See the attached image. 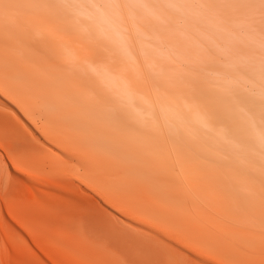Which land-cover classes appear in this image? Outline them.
Segmentation results:
<instances>
[{"label":"rangeland","instance_id":"374dc122","mask_svg":"<svg viewBox=\"0 0 264 264\" xmlns=\"http://www.w3.org/2000/svg\"><path fill=\"white\" fill-rule=\"evenodd\" d=\"M36 2L32 7L30 0H0V61L8 72L13 74L12 63L25 70L19 61L31 57L32 46L39 47L40 34L56 31L52 18L70 19L79 46L81 20L88 24L87 52L93 61L119 69L120 91L110 86L97 91L99 110L86 108L79 95L74 111L50 95L54 89L46 65L63 62L64 52L56 41L50 43L55 56L40 51L42 73L49 82L32 80L25 100L39 125L53 131L45 135L20 111L0 116V134L33 171L29 176L24 169L0 174V211L3 206L11 219L1 204L15 206L65 264H264V172L246 165L244 160L251 162L247 157L238 161L229 154L232 147L256 148L246 135L259 128L257 134L264 136V128L251 124L246 113L264 119V105L248 85L231 88L248 111L236 109L223 84L231 74L244 72L261 80L254 68L264 67V0H163L177 5L178 12L169 18L150 9L154 25L146 27L147 32L135 11L129 10L121 30L113 24L119 8L105 12L100 7L120 0ZM95 24L103 27L101 36ZM129 34L136 36L131 47ZM25 47L27 54L19 55ZM130 50L139 70L132 75ZM202 65L221 75L199 77L194 67ZM130 81L133 101L125 95ZM194 81L197 87L190 89L186 82ZM206 114L211 132H198L185 119H205ZM114 116L118 130L104 122ZM94 119L98 124L86 122ZM61 139L71 150L62 149ZM100 192L163 231L167 238L160 240L162 248L156 238L148 243L131 235V220L105 204ZM4 223L0 220V264H37L26 246L27 241L37 248L29 233L21 225L13 229ZM134 224L138 229L142 225Z\"/></svg>","mask_w":264,"mask_h":264},{"label":"bare ground","instance_id":"6f19581e","mask_svg":"<svg viewBox=\"0 0 264 264\" xmlns=\"http://www.w3.org/2000/svg\"><path fill=\"white\" fill-rule=\"evenodd\" d=\"M36 1L37 0H30V4L32 5V7L36 6V4H37ZM52 9L54 10V7H52ZM70 11H71V13H75L73 11V9H71V7H70ZM85 14L88 16V12H86ZM22 16L23 15L21 14V18H22ZM86 19H88V18H86ZM64 20L66 22H61L60 20L57 21L54 18H52L50 20L52 23H53V21L56 23V25H57L56 31L52 29L51 31H45V32L40 34V38L38 39L39 43H40L39 47L32 46L31 53H30L31 57L26 58V59L21 58V60L19 61L24 66V69H25L24 71H21L20 69H18V66L16 64L12 63L13 66L12 67L9 66V67L12 70L13 74H10L8 72L7 64L3 65L4 63L0 61V116L1 115L2 116L8 115L9 112L17 115V113H19V111H20V112L24 113L29 119H31L33 121V124H35L36 127L45 135L48 133L52 134L51 131H53V130L50 129L51 126H49V128H48L46 125H44V126L39 125L34 114L30 111V109L28 107V102L25 100V96L27 95V92L29 91V90H27V88L28 89L30 88V82H32V80H35L39 84L43 83L42 80L49 82V76H46V74L42 73V68H41L42 60L39 58L38 54H40V51H41V53L48 54L49 56H53L54 54H56V53H53V51H52L53 46L51 45V44H54L55 41L57 42L56 45L59 47V49L62 52H64L63 53V60L64 61L63 62L58 61V62H54V63H49V66L46 65V67L48 69L50 78L52 80V82L49 84L50 89H54L53 92H50V95H52L53 98H57L58 102H62L65 105H68L70 108H73L75 111L76 109H78V96L80 95L81 98H83V100L85 102L86 108L92 109V110L93 109L99 110V108H102V107H101V104L99 101V97L97 96V91L105 92V90L109 89V86L111 88H114V92L120 91L119 90L120 87H118L119 83H120L119 69L116 68V69L112 70L103 62L93 61V59L91 58V56L89 55V53L86 50V44L89 42V38H88V34H87L88 33L87 32L88 24L81 21V20L79 21V23H78L79 27H80V32H79V38L80 39L79 40L81 41V44L79 43V46H77L75 39H74L73 31H72L73 26L71 24L70 19H64ZM2 22H5V21H2ZM98 22H99V24H101L105 27V23L103 20H100ZM101 25L98 26L97 24H95V26L98 28V34L100 36H101V33H103V29H102L103 27ZM152 35H155V33H153ZM100 40H101V38H100ZM27 52H28L27 47L22 48L19 52V55H24V53L27 54ZM127 55H128L129 65H130L129 74L132 75L135 73L136 74L139 73L138 66L136 63L135 54L130 50ZM22 60H24V61L22 62ZM196 62H198V61L196 60ZM183 63H184V61H183ZM193 64H195V63L193 62ZM186 65H188V63H186ZM60 67H64L65 71H61ZM197 67L198 68L194 67V70L197 72L199 77H201L202 74L206 73L205 75L212 74L213 76H215L218 79L220 72L217 71L215 68H212L208 65L207 66L202 65V66H197ZM254 70L256 72L255 75H257V77L261 78V80L256 79L249 72L245 73L243 70H242L244 72V74L242 72L243 76H240V75H238V73H236L235 76L232 77V74L231 75L229 74L230 75L229 78L224 79L223 84L225 87L226 86L228 87L226 93H229L227 100L231 103V105H234V107L236 106L238 108V110L241 107H242V109L244 108V110H246L245 107H247V106L244 105V103L243 104L239 103L240 98L238 99L236 96H234L235 94L231 93V91L233 89H243L244 87H247L248 85H249L250 90L254 91L256 94L259 95V97L262 99L263 105H264V67L261 65H258V66H256V68H254ZM17 75H22V77H25L26 78L25 81L23 80L24 78H19ZM205 75H203V76H205ZM13 77H17L19 79V81H17V80L11 81V78H13ZM76 80H79L81 83L79 84V83L75 82ZM197 80H198V78H197ZM61 82H64V83H61ZM191 83L186 82V84L189 86L190 89L197 87L196 85H194L195 81L193 82V84H191ZM18 88H20L21 91L20 90L17 91ZM231 88H233V89H231ZM47 89L48 88H46V90ZM127 91L128 92L125 95L133 101V99H134V87H133L131 81L129 82V86L127 88ZM120 93H121V95L124 94V90L122 89ZM135 98H136V96H135ZM129 106L130 105L127 104V107H129ZM244 110L242 111L243 113L245 112ZM240 111H241V109H240ZM246 111H248V110H246ZM246 115L248 116L249 119L247 117L246 118L249 120V122L251 124L252 123L253 124L258 123L259 125L261 124V126L264 128V119L263 118H258L254 114L250 115L249 113L248 114L246 113ZM94 117L96 118V116H94ZM212 119H214V118H212ZM94 120L95 121L86 120V122H88L91 125L98 124V121L96 119H94ZM243 120H244V118H243ZM104 122H105L106 126L112 122V124L114 125L113 126L114 130L120 129L119 119L116 116H114L112 118V121L106 119V120H104ZM227 130H228L227 132H229V128ZM258 130H259V128L254 129V130L252 128L250 133L248 132L249 134L246 135L248 142H251L252 144L254 142V145L256 146V148L255 147H253V148L247 147V149L244 150V149H240L238 147H232L229 154L231 155V157L237 159L238 161H240L242 159V158L238 159L241 156L247 157L251 162H245V160H244L243 162L246 165L256 167L255 170L260 169L262 172H264V136L262 135L260 137L257 134ZM224 131H225V129H224ZM224 135H227V134L224 133ZM51 138L53 139V137H51ZM251 139H252V141H250ZM61 142L63 143L62 149L64 151L71 150V146L68 142H66L62 139H61ZM253 158L255 159V161H252ZM252 162H254V164L256 166L252 165L253 164ZM87 166H88V164H87ZM13 169L14 170L15 169H24L25 172L29 173L28 176L30 174L32 175V173H33L31 168H29L27 166V164L17 154V152L15 151L13 146L5 140L3 135L0 134V174L11 173V171ZM249 170H251V169H249ZM43 176H44V174H43ZM79 181H80V179H79ZM83 185H84V182H83ZM85 187H88V186L86 185ZM88 189H90V187ZM91 189H92V187H91ZM90 191H92V190H90ZM93 191L96 192L94 189H93ZM99 195H100L101 199L104 201V203L107 205L109 204L108 206H112V209L114 211H116L118 214L128 216V219H130L131 222H128L127 226L130 230H133L132 232H129L131 235H133L134 237H138V238L141 237L140 239L143 238V240L148 242V243H149L150 239L156 238L158 242L156 243L157 245L155 243H154V245L158 246L159 248L160 247L162 248V244L160 243L161 242L160 240H162V239L165 240V237H166V234L163 231H161L160 229H156L154 226L148 224L145 221L146 219L145 220L139 219V217L133 215V213L131 211L130 212L125 211L120 204H118L117 202L114 201V199L107 198L102 192H100ZM3 203L4 204H1V205H5V208H6L5 211H7V213L10 215L11 219L8 218L7 216H5L6 214L4 215L5 212L3 213L4 208L2 206L1 211H0V220L2 222H5L6 224H8V226L13 228V229L19 228L17 226V224L21 225L25 229V231H27L29 233V235L32 237V240L36 244L37 248L31 246V244L27 241H26V244H27L26 246H28V249L30 250V252H32L33 260L35 262H37V264H65L54 252H52L49 248H47V246L38 239V235H36L32 231V229L29 227V225L27 224L25 219L23 217H21L20 214L16 211L17 208L15 209V206H13L12 204H8L5 201ZM117 213L113 212L114 217L116 219L117 218L123 219ZM140 222L142 223V225H141L140 229H138L134 223H140ZM4 224L2 225L3 227H5ZM136 234L139 235L140 237L137 236ZM113 239H115V238H113ZM2 246H4L3 247L4 253L6 255H9V248H8L7 244L3 243ZM17 251H19V250H17ZM159 253L162 256H164L166 259L168 258L165 253H163V252H159ZM23 257H26V255H24ZM3 264H10V263H8V261H7V263H3Z\"/></svg>","mask_w":264,"mask_h":264},{"label":"clouds","instance_id":"9594fccd","mask_svg":"<svg viewBox=\"0 0 264 264\" xmlns=\"http://www.w3.org/2000/svg\"><path fill=\"white\" fill-rule=\"evenodd\" d=\"M105 12H109L111 8L118 7L119 15L113 17V24L123 29L124 25L128 22L129 19V10H133L136 13V17L139 21H142L141 27L145 32V29L148 26L154 25L153 16L150 13V9L154 10L160 16L171 17L178 12V6L171 3H165L163 0H152L151 4H146L141 2V0H120L119 4L113 5H100ZM142 35V33H141ZM130 43L129 46H134L136 42V36L129 34ZM146 44H150V40L145 37ZM186 121L192 125L198 132H211L213 127L211 124V118L206 114L205 119H200L192 115L185 117Z\"/></svg>","mask_w":264,"mask_h":264}]
</instances>
